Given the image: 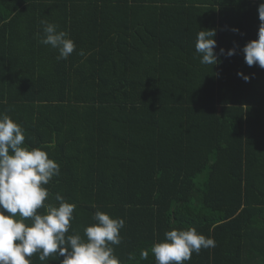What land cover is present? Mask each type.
<instances>
[{"label": "trees", "instance_id": "obj_1", "mask_svg": "<svg viewBox=\"0 0 264 264\" xmlns=\"http://www.w3.org/2000/svg\"><path fill=\"white\" fill-rule=\"evenodd\" d=\"M259 2L0 0V114L59 164L43 187L76 206L66 238L102 212L125 221L121 264H156L151 247L192 227L215 247L184 264H264V69L242 51ZM41 20L74 41L66 60L39 42ZM202 29L235 55L201 64Z\"/></svg>", "mask_w": 264, "mask_h": 264}, {"label": "clouds", "instance_id": "obj_2", "mask_svg": "<svg viewBox=\"0 0 264 264\" xmlns=\"http://www.w3.org/2000/svg\"><path fill=\"white\" fill-rule=\"evenodd\" d=\"M257 10L261 22L258 39L248 42L242 51L249 67L256 65L264 69V0H260ZM40 23L43 35L39 42L56 49L58 60H66L76 50L74 41L47 20ZM232 31L239 33L236 28ZM216 35L215 29L198 32L195 50L201 64L217 66L221 56L235 55V48L216 51ZM78 54L83 56V50ZM237 75L245 82L250 80L243 73ZM24 141L23 128L8 115L0 114V264H31L28 258L33 254H39L41 262L57 254L63 257L61 264H121L113 246L122 242L120 232L125 221L96 212L93 216L96 223L84 229L86 239L80 235L66 238L76 206L64 202L60 194L55 196L58 205L45 203L49 193L43 187L60 174V166L46 151L29 149ZM55 146L53 141L44 147L54 149ZM41 208L45 210L43 214L37 211ZM26 218L31 219L30 225L25 224ZM210 247H215V241L192 227L166 232L165 240L154 244L150 251L156 264H184L191 260L193 253L199 255L201 249ZM148 255V250H141L140 259H147ZM134 259L130 254L129 260Z\"/></svg>", "mask_w": 264, "mask_h": 264}]
</instances>
